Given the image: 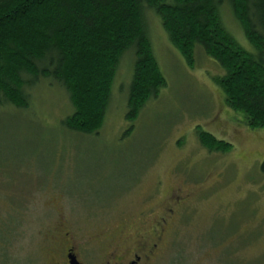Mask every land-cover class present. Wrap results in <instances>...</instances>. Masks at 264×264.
Here are the masks:
<instances>
[{
    "label": "rangeland",
    "instance_id": "1",
    "mask_svg": "<svg viewBox=\"0 0 264 264\" xmlns=\"http://www.w3.org/2000/svg\"><path fill=\"white\" fill-rule=\"evenodd\" d=\"M147 17L167 85L127 134L129 54L98 134L65 129L72 106L49 80L30 89L26 111L0 108V264H45L66 231L108 258L111 243L96 238H133L139 220L167 243L159 264H264V127L250 128L243 112L226 105L215 60L198 47L188 66L158 17ZM220 17L255 53L228 4ZM200 129L230 147L210 151Z\"/></svg>",
    "mask_w": 264,
    "mask_h": 264
},
{
    "label": "trees",
    "instance_id": "2",
    "mask_svg": "<svg viewBox=\"0 0 264 264\" xmlns=\"http://www.w3.org/2000/svg\"><path fill=\"white\" fill-rule=\"evenodd\" d=\"M224 4L255 53L224 27ZM149 12L188 66L198 47L215 60L224 73L213 80L226 105L243 112L250 128L264 127V0H0V108L26 111L30 89L49 80L66 91L72 106L61 120L65 129L98 134L119 63L129 54L127 134L167 85L149 37ZM198 136L210 151L230 147L201 129Z\"/></svg>",
    "mask_w": 264,
    "mask_h": 264
},
{
    "label": "flooded vegetation",
    "instance_id": "3",
    "mask_svg": "<svg viewBox=\"0 0 264 264\" xmlns=\"http://www.w3.org/2000/svg\"><path fill=\"white\" fill-rule=\"evenodd\" d=\"M262 159L264 161V156ZM138 222L144 224L147 221L139 220ZM143 224L136 227L135 232L140 235L137 234L133 238L97 237L96 239H105L111 243L108 248V258L100 255L98 251L83 246L77 238L66 231L57 242H52L53 245L47 253L48 258L45 264H159V261L163 260L166 255L167 249L165 253L164 249L167 243L161 244L151 238L152 232L143 230ZM160 230L163 231L162 228Z\"/></svg>",
    "mask_w": 264,
    "mask_h": 264
}]
</instances>
